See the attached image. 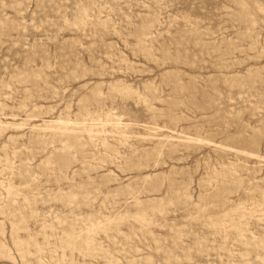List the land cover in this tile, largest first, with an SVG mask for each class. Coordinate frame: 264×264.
Returning <instances> with one entry per match:
<instances>
[{
  "label": "rangeland",
  "instance_id": "1",
  "mask_svg": "<svg viewBox=\"0 0 264 264\" xmlns=\"http://www.w3.org/2000/svg\"><path fill=\"white\" fill-rule=\"evenodd\" d=\"M0 264H264V0H0Z\"/></svg>",
  "mask_w": 264,
  "mask_h": 264
},
{
  "label": "bare ground",
  "instance_id": "2",
  "mask_svg": "<svg viewBox=\"0 0 264 264\" xmlns=\"http://www.w3.org/2000/svg\"><path fill=\"white\" fill-rule=\"evenodd\" d=\"M84 9V8H83ZM85 11H87V8H86V10ZM83 14V13H82ZM80 17V16H79ZM82 18V17H81ZM80 20V19H79ZM83 20V19H82ZM85 20V19H84ZM150 26H148V28H149ZM147 28V27H146ZM39 76V75H38ZM126 86V85H125ZM107 115V114H106ZM116 118V117H115ZM105 119V118H104ZM103 119V120H104ZM102 120V119H101ZM107 120V119H106ZM105 122V121H104ZM92 127V126H91ZM90 139V138H89ZM8 189H9V187H8Z\"/></svg>",
  "mask_w": 264,
  "mask_h": 264
}]
</instances>
